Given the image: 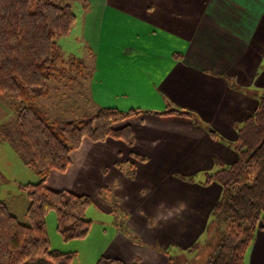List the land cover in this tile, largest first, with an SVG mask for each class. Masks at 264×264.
I'll list each match as a JSON object with an SVG mask.
<instances>
[{
    "label": "crops",
    "instance_id": "0c3cea01",
    "mask_svg": "<svg viewBox=\"0 0 264 264\" xmlns=\"http://www.w3.org/2000/svg\"><path fill=\"white\" fill-rule=\"evenodd\" d=\"M57 2L83 9L79 37L94 55L84 82L90 113L143 112L122 123L132 130L131 145L84 138L67 169L48 174V187L89 195L86 215L99 216L90 218L81 243L54 248L67 252L72 245L78 252L100 226L99 243L75 264H95L101 256L137 264L194 259L222 196L209 176L238 159V129L264 95V0ZM170 109L191 115L163 114ZM180 203L186 208L178 214ZM116 209L124 215L120 225L105 219ZM150 218L156 228L148 227ZM249 248L248 263L264 264V222Z\"/></svg>",
    "mask_w": 264,
    "mask_h": 264
},
{
    "label": "trees",
    "instance_id": "16d2710c",
    "mask_svg": "<svg viewBox=\"0 0 264 264\" xmlns=\"http://www.w3.org/2000/svg\"><path fill=\"white\" fill-rule=\"evenodd\" d=\"M76 19L70 4L55 0H0V98L9 100L16 115L15 127L3 125L0 132L15 148L28 149L26 164L39 175L37 182L22 186L28 198V223L0 201V264H29L39 259L70 264L75 252L51 248L46 216L55 211L63 241L85 238L93 222L86 215L92 200L89 195L48 187V174L65 171L70 153L84 138L134 142L131 128L122 123L142 113L139 108L99 107L83 118L61 120L49 117L38 106L41 98L51 94L58 75L67 72L58 66L62 58L58 39L70 33ZM84 73L87 77L91 70ZM166 113L191 115L178 109ZM235 147L238 159L209 176L222 186L214 212L224 221V235L207 264H244L254 234L264 222V95L238 129ZM95 264L137 263L101 256Z\"/></svg>",
    "mask_w": 264,
    "mask_h": 264
},
{
    "label": "rangeland",
    "instance_id": "374dc122",
    "mask_svg": "<svg viewBox=\"0 0 264 264\" xmlns=\"http://www.w3.org/2000/svg\"><path fill=\"white\" fill-rule=\"evenodd\" d=\"M55 2H57V0H55ZM73 9L77 18L74 28L68 36H63L58 39V44L60 46L62 55V58L58 62V66L61 69L67 70V72L64 74H59L57 77L58 81L53 82V84L56 86V89L52 90L49 96L41 98L38 101V106L42 108L49 117L61 120L80 119L86 114V116L92 114L90 113L91 107L89 106L87 97L85 95L84 82L88 79L86 76H84V72H89L91 70L94 55L85 49L83 41L79 37V25L82 21L83 9L77 2L74 3ZM79 69L81 72H78ZM15 117V112L9 105V100L0 98V127L3 125H11V127H15ZM2 128H0V130H2ZM13 132V136L15 138V129ZM2 136L3 135L0 132V201H3L8 206L10 211L15 214L21 222L28 223L27 218L25 219L28 207V198L26 191L22 186L26 183L37 182L39 180V175L32 166L26 164L25 158L26 154H28V149L26 147L15 148L10 138L4 139ZM94 211L96 210H90V212L87 213V216L89 218H93V220L94 218L99 217ZM115 212V215H107L105 219L109 217L108 220L110 223L114 222V224L120 225L124 222V215L120 210L116 209ZM219 214L220 217L223 216L222 213ZM46 223L51 248H61L60 244L67 242L62 240L61 235L57 231V216L55 211L48 212L46 216ZM110 230L111 227L108 226V231ZM223 235L224 221H221V219L218 217V214L214 212L210 218L207 231L202 238L201 246L199 242L196 244V253L198 256H196L194 259L188 258V255L181 258L176 256V259L173 258L171 264H207V260L211 254H214L217 245L223 238ZM98 236L101 237V227L95 226L92 230V237L90 240L82 246L78 244V252L74 251L75 249H73L72 245L67 247L71 248L67 252H75V256L70 264H75L76 258L78 259L79 263L86 261V256L89 253H92L91 250L95 249L94 245L99 243ZM81 240H83V238L74 239V241H77V243H81ZM87 250L90 252H87ZM249 251L250 248H248L247 254L245 255L244 264H249ZM171 253L174 254L175 252L173 251Z\"/></svg>",
    "mask_w": 264,
    "mask_h": 264
},
{
    "label": "clouds",
    "instance_id": "9594fccd",
    "mask_svg": "<svg viewBox=\"0 0 264 264\" xmlns=\"http://www.w3.org/2000/svg\"><path fill=\"white\" fill-rule=\"evenodd\" d=\"M146 194H147V193L144 192V191H142V193H141V195H146ZM185 208H186V205H185L184 203H180L179 208L176 209V212H177L178 214H179V213H182V212L185 210ZM168 215H169V217H171V216L173 215V213L170 211V212L168 213ZM150 219H151V223H149L148 227H149V228H156L157 225H158L157 221H156L155 219H153V218H150Z\"/></svg>",
    "mask_w": 264,
    "mask_h": 264
}]
</instances>
